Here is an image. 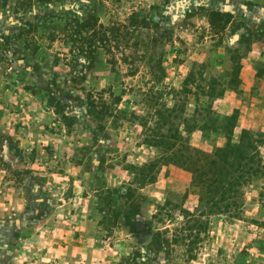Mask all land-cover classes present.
<instances>
[{"label":"rangeland","instance_id":"1","mask_svg":"<svg viewBox=\"0 0 264 264\" xmlns=\"http://www.w3.org/2000/svg\"><path fill=\"white\" fill-rule=\"evenodd\" d=\"M191 68L201 78L187 87L215 88L178 95L191 145L264 134V0H0V264H130L175 224L152 219L159 207H196L188 171L157 162L137 188L129 168L158 156L145 94L172 106ZM88 92L114 116L87 113ZM202 219L193 259L164 245L153 264H264L259 188H243L238 216Z\"/></svg>","mask_w":264,"mask_h":264},{"label":"trees","instance_id":"2","mask_svg":"<svg viewBox=\"0 0 264 264\" xmlns=\"http://www.w3.org/2000/svg\"><path fill=\"white\" fill-rule=\"evenodd\" d=\"M101 34L98 39L93 35L91 42L96 44V42L103 40L105 34L104 32ZM237 69L238 66L235 63L232 75H236ZM200 78L201 75L198 71L191 68L182 81L181 89H174L175 102L172 106L159 103L160 95H156V99L152 101L150 97L155 95L145 94V103H147L148 108L152 109V113H148L147 117L156 119H154V125H146L147 135L144 143L155 147L158 150V156L155 161L141 166L131 165L129 167L133 175L131 185L138 188L151 182L155 170L154 166H157L155 164L157 162L174 164L190 173V183L192 187L196 188L198 197L197 205L193 210L176 205L171 210L170 203L159 207L158 211L152 215V219L160 222L166 216L170 220H174L175 216L178 215L175 224L172 228L156 229L151 239L141 246L144 249L143 252L140 248L131 252L128 257L130 264H153L149 257L150 254H159L164 245L175 244L186 246L184 249L186 258L193 259L195 255L194 245H198L202 240L201 235L205 227L202 217L219 214L229 217L238 216L243 188L248 184L259 188V195L264 199V157L260 149L264 144V134L255 136L248 130H242L237 141H226L222 146L216 147L211 152H206L191 145L188 135L181 132L178 123L183 120L185 108L183 104H179L178 95L180 92L196 94V91L201 89V92L203 91L210 99L215 96L214 86H208V89L204 90L196 84L197 90L195 89V91L187 87L188 84ZM98 94L95 96L92 92L87 93L86 106L88 109L86 112L91 115L94 112L95 117L99 113L103 116H114L115 109L111 108V102H108L101 93ZM58 103L59 101L49 91V106L56 107ZM196 111L195 108V114ZM63 116L67 118L66 114ZM215 123L222 124V121H218L216 118L211 119L206 125L201 124L198 128L203 131ZM152 219L149 224L152 223ZM262 224L264 226V221ZM170 231L172 232L169 235Z\"/></svg>","mask_w":264,"mask_h":264}]
</instances>
